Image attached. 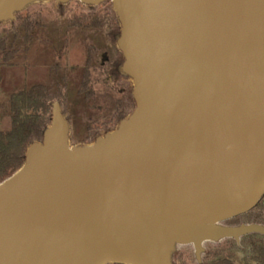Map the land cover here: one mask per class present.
I'll list each match as a JSON object with an SVG mask.
<instances>
[{
  "label": "water",
  "instance_id": "95a60500",
  "mask_svg": "<svg viewBox=\"0 0 264 264\" xmlns=\"http://www.w3.org/2000/svg\"><path fill=\"white\" fill-rule=\"evenodd\" d=\"M42 0H0V20ZM68 2L70 0H59ZM99 4L106 0H80ZM134 112L70 146L58 103L0 183V264H173L264 198V0H111Z\"/></svg>",
  "mask_w": 264,
  "mask_h": 264
},
{
  "label": "trees",
  "instance_id": "16d2710c",
  "mask_svg": "<svg viewBox=\"0 0 264 264\" xmlns=\"http://www.w3.org/2000/svg\"><path fill=\"white\" fill-rule=\"evenodd\" d=\"M87 5L92 8L88 13L76 10L68 21V28L81 29L84 34L81 59L78 55L77 62L62 69L68 43L65 39L59 49V82L52 85L32 77L29 68L44 61V44L42 48H30L39 35L38 30L45 26L42 13L18 11L9 24H0V183L25 164L28 148L43 140L52 123L56 101L64 110L72 109L69 114L74 123L72 134L80 144L94 143L136 108L134 86L123 71L125 57L121 50L119 53L113 48L122 29L117 10L110 0L100 3L96 10L93 8L96 4ZM99 8L103 9L98 11ZM35 57L40 60L36 61ZM96 72L98 76L94 77ZM72 75L77 77L74 95L70 93ZM108 78H114L115 86L106 82ZM230 221L235 225H264V198L250 212ZM241 241L248 242L255 260L264 264V235L251 233ZM238 249L237 241L228 238L224 246L207 253L203 264H235L232 256ZM173 264L193 263L178 257Z\"/></svg>",
  "mask_w": 264,
  "mask_h": 264
},
{
  "label": "rangeland",
  "instance_id": "374dc122",
  "mask_svg": "<svg viewBox=\"0 0 264 264\" xmlns=\"http://www.w3.org/2000/svg\"><path fill=\"white\" fill-rule=\"evenodd\" d=\"M110 3L112 1L110 0ZM96 4L94 10L97 9ZM113 5V3H112ZM114 7V6H113ZM92 8L83 3L80 0H70L68 2H60L59 0H42L35 1L28 4L23 10L19 12H26L28 10L36 11L37 13L41 12L44 17L43 22L45 24L44 27L38 30V37L36 41L30 43V48H42L45 53L43 62H33L34 66L31 68V73H33L32 77L36 79H40L46 84H55L59 82V49L62 48L64 40L68 39L67 47H65L64 51L66 52L65 58L62 60V69L65 68V65H72L73 63L78 61V55L83 53L85 48L84 43V34L81 29H71L69 27V19L71 16L77 12L88 13ZM103 8H99L98 11ZM93 11V10H92ZM11 22V19L8 20H0V24L5 26ZM46 43V44H45ZM98 43H103L98 41ZM114 50L120 53V49L118 46V42L113 45ZM123 56V55H122ZM81 59V56L79 55ZM36 61H39V57H35ZM94 77L98 76L96 72L93 74ZM130 77V76H129ZM71 89L70 93L74 95L76 93L77 88V77L76 75H72L71 77ZM130 81L132 86L135 87L134 81L132 77H130ZM109 85H114V78H108L106 81ZM102 84H98V87H101ZM113 95V94H112ZM134 96V90H133ZM61 107L62 113L65 119L69 123V144L70 146H80V145H90V144H80L76 142L75 137L72 134L73 130V121L72 118L69 119V114H72V109L64 110L63 106L56 101ZM135 110V109H134ZM133 110V112H134ZM132 112V113H133ZM131 113V114H132ZM130 114V115H131ZM129 115V116H130ZM128 116V117H129ZM127 117V118H128ZM118 126H116V130ZM111 131V132H112ZM92 144V143H91ZM219 225L223 226H237L232 223L230 220L223 221L219 223ZM221 239L219 241H205L203 243L204 251L201 254V259L198 260L195 255V247L193 244H175L174 249L171 251V261L172 263L178 258H182L187 262L193 264H203L206 260L207 253L209 251H213L217 248H220L226 244V240ZM239 245V249L233 252L232 260L235 264H258L255 260V254L251 249V246L248 242L243 243L241 239L237 241Z\"/></svg>",
  "mask_w": 264,
  "mask_h": 264
}]
</instances>
